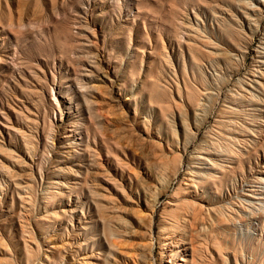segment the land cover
Returning a JSON list of instances; mask_svg holds the SVG:
<instances>
[{"label": "rangeland", "instance_id": "374dc122", "mask_svg": "<svg viewBox=\"0 0 264 264\" xmlns=\"http://www.w3.org/2000/svg\"><path fill=\"white\" fill-rule=\"evenodd\" d=\"M172 253L264 264V0H0V264Z\"/></svg>", "mask_w": 264, "mask_h": 264}, {"label": "bare ground", "instance_id": "6f19581e", "mask_svg": "<svg viewBox=\"0 0 264 264\" xmlns=\"http://www.w3.org/2000/svg\"><path fill=\"white\" fill-rule=\"evenodd\" d=\"M168 184V183H167ZM166 184V185H167ZM169 185V184H168ZM146 186V185H145ZM149 186V185H148ZM153 188V187H152ZM165 189V188H164ZM164 189H162V191L164 190ZM166 189H167V187H166ZM154 190H155V188H154ZM166 191V190H165ZM164 192V191H163ZM186 209V208H185ZM182 211V210H181ZM152 214H154V211H152ZM180 214V213H179ZM179 214H176V215H173L172 216V219H173V225H172V227H179V226H182L183 224L185 225L189 220L187 219V218H185V217H183V216H181V215H179ZM170 215V214H169ZM149 216H151V215H149ZM163 216V215H162ZM196 217V216H195ZM163 218V217H162ZM166 219V218H165ZM153 220V219H152ZM153 223V222H152ZM191 226V225H190ZM153 228V227H152ZM191 232H194V231H191ZM170 234V233H169ZM178 234V233H177ZM179 241V240H178ZM177 244V243H176ZM187 253H188V251H187ZM176 254L177 253H172L171 254V256H173L174 258H173V262H171V261H169L170 262V264H176V258H175V256H176ZM184 261V260H183ZM187 263V262H186ZM179 264H185V261H184V263H179ZM190 264V263H189Z\"/></svg>", "mask_w": 264, "mask_h": 264}]
</instances>
